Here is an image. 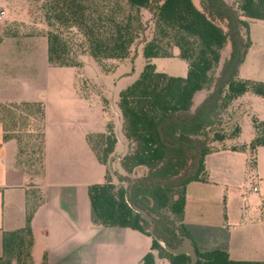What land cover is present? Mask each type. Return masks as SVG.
<instances>
[{
    "label": "trees",
    "instance_id": "trees-1",
    "mask_svg": "<svg viewBox=\"0 0 264 264\" xmlns=\"http://www.w3.org/2000/svg\"><path fill=\"white\" fill-rule=\"evenodd\" d=\"M114 1L44 0L42 6L49 28L48 63L58 68H81V54L103 68L106 62L132 58L146 32L147 13L151 14L153 30L142 42L146 66L136 82L120 93L118 102L121 133L127 144L126 153L118 159L125 173L119 178L120 185L113 182L108 168L119 142L115 125L109 122L105 133L87 136L97 161L106 167L105 182L88 187L91 219L97 226L129 228L151 238V251L143 264L162 260L191 264L189 255H174L161 242L177 247L184 236L193 239L185 224L187 188L193 182L210 181L206 156L219 150L249 149L255 166L257 151L264 148V122L257 118L253 119L255 137L250 144L225 147L227 140L238 137L240 127L235 125L229 134L222 128L235 119L232 107L238 98L249 92L264 97V82L240 77L251 46L249 21L264 22V0H237L236 7L225 0H209V4L200 0V7L193 0ZM6 37L10 34L0 37V43ZM228 45L230 55L222 64V51ZM174 57L188 63L186 77L158 72L153 64L155 59ZM202 91L208 95L194 109V99ZM0 113L14 122L18 116L26 122L23 113L35 117L41 132L43 169L45 104L0 103ZM1 114L5 141L19 142V164L27 171L21 161L27 152ZM215 127V142L223 147L212 150L204 139ZM139 168L146 170L145 175L130 179ZM131 203L156 220L160 241L152 236L151 223ZM38 206L37 200L29 199L25 227L4 233L0 264H33L32 220ZM196 251L198 264H264L235 261L220 250ZM43 264H48L46 256Z\"/></svg>",
    "mask_w": 264,
    "mask_h": 264
},
{
    "label": "rangeland",
    "instance_id": "rangeland-1",
    "mask_svg": "<svg viewBox=\"0 0 264 264\" xmlns=\"http://www.w3.org/2000/svg\"><path fill=\"white\" fill-rule=\"evenodd\" d=\"M193 1L196 6L200 7V0ZM205 1L207 2V0ZM225 1L231 6H237V0ZM43 3H45L44 0H0V13L4 12L3 18L0 19V37L10 34V37L4 38L0 43V74L11 72L12 77L19 79L23 84L24 82L28 84V88H24V85L20 84L15 87L16 90L12 97L14 102L27 98L25 96H29L28 99L43 100L47 104L48 116L58 119L61 115L65 122V131L68 135L71 134V140L84 149L87 147L90 151L86 135L84 138L85 131L105 133L107 124L112 122L117 133H120L118 109L120 93L136 82L146 66L142 52L143 45L136 48L132 58L121 62H106L104 68L83 54H81V68L52 67L48 63L47 33L49 28L44 22ZM113 3H115L114 0H112ZM150 17L151 14L147 13L144 38L146 34L150 36L153 30ZM249 22L251 46L242 65L240 77L264 82V22L255 20ZM18 49L29 51L23 52L24 55L21 56H12ZM229 55L230 46L228 45L222 51V64ZM153 64L158 72L169 76L186 77L188 74V63L179 57L155 59ZM113 65H115L114 68L110 69ZM221 69L222 65L217 73H220ZM0 81L3 84H9L3 75L0 77ZM207 95L206 91L199 92L194 99L193 108H199ZM86 96L90 99L86 100ZM232 110L235 111V119L222 128L229 134L231 133L229 129L232 130L237 125L240 127V133L238 137L227 140L224 146L250 144L255 137L253 119L257 118L264 122V97L251 92L246 93L233 103ZM22 115L28 118L26 122L19 116L15 122L6 114L4 116L1 114V117H4L6 125L10 129L16 131L15 135L19 136L22 146L27 152L21 158L26 170L31 176H38L42 172L40 162L42 139L39 123L31 115L26 113ZM78 124H82L81 129ZM219 127L221 129V126ZM217 129L215 127L210 130L204 139L212 150L223 147L222 144L215 142L214 136ZM80 132L82 135H79ZM52 137L56 141L57 138L54 134ZM125 153L126 151L123 153L122 146L117 144L115 155L110 159L108 165L113 182L117 185H120L119 178L125 175L118 164V159ZM236 155L232 165L229 164L233 172V181L219 177L215 171L213 174L218 184L212 185L217 193L220 209L226 210L227 215L232 217L230 218L232 224L238 223L243 213L244 215L246 213L248 217H253L258 206L264 200V184L262 183L264 180V148L258 150L255 156V166L253 165V155L249 149L239 151ZM217 159L216 156L214 160L212 158L209 161L219 165ZM228 161L231 160L228 159ZM97 165L98 170L94 171L99 173L101 183L99 181L94 183L102 184L105 182L106 168L100 163ZM82 166L85 170L90 171L88 163H84ZM259 169L261 174L258 172ZM145 173V169L139 168L130 176V179H139ZM92 180H98L97 174ZM260 183H262L260 192L252 193V186ZM233 215L236 216L233 217ZM159 264H168V262L162 260L159 261Z\"/></svg>",
    "mask_w": 264,
    "mask_h": 264
},
{
    "label": "crops",
    "instance_id": "crops-1",
    "mask_svg": "<svg viewBox=\"0 0 264 264\" xmlns=\"http://www.w3.org/2000/svg\"><path fill=\"white\" fill-rule=\"evenodd\" d=\"M28 51L18 49L12 56H21ZM2 75L9 84L0 81V103L42 102L46 115L43 169L38 176H31L20 166L19 142L16 139L5 141L4 128L0 123V257L4 233L25 227L30 199V202L37 200L39 203L32 220L33 264H43L45 256L48 264H143L144 257L151 251V238L129 228H105L92 222L88 187L95 181L100 182V177L94 171L98 170L99 162L90 145V151L87 147L84 149L76 145L71 140V134L66 133L61 115L58 119L50 118L43 100L25 96L27 98L14 102L15 87L20 84L28 88V84L12 77L11 72H4L0 77ZM120 125V133L117 130L116 133L124 153L127 144ZM78 126L82 128V124ZM91 134L99 133L85 131L84 138ZM236 154L238 152L227 149L206 156L210 181L188 185L185 224L192 235L193 245L200 251L220 250L227 252L235 261L264 262V200L253 217L243 213L241 220L232 224V217L227 215L226 210L220 209L217 193L212 187L218 184L213 174L215 171L219 177L233 181L229 164L232 165ZM216 156L219 165L209 161ZM84 163L89 164L91 172L85 170ZM258 172L261 174L260 169ZM95 174L98 180H92ZM262 183L254 184L251 192L259 193ZM254 187L258 188V192L252 191Z\"/></svg>",
    "mask_w": 264,
    "mask_h": 264
},
{
    "label": "water",
    "instance_id": "water-1",
    "mask_svg": "<svg viewBox=\"0 0 264 264\" xmlns=\"http://www.w3.org/2000/svg\"><path fill=\"white\" fill-rule=\"evenodd\" d=\"M207 3H209V0H207ZM130 206L138 213L141 214V216L149 221L152 225V229H151V233H152V236L160 241V239L158 238L157 234L155 233V229H156V220L151 216L149 215V213L140 208L139 206L131 203ZM162 245L164 246V248L174 254V255H189L191 257V260H192V263L191 264H198V255H197V251H196V247L193 245L191 239H189L187 236H184L182 238V242L180 245H178L177 247H171L169 245H166L164 242H161Z\"/></svg>",
    "mask_w": 264,
    "mask_h": 264
},
{
    "label": "built area",
    "instance_id": "built-area-1",
    "mask_svg": "<svg viewBox=\"0 0 264 264\" xmlns=\"http://www.w3.org/2000/svg\"><path fill=\"white\" fill-rule=\"evenodd\" d=\"M3 16H4V12H1V13H0V19H2ZM252 191H253V192H258V188L254 187V188L252 189Z\"/></svg>",
    "mask_w": 264,
    "mask_h": 264
}]
</instances>
